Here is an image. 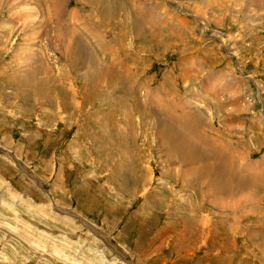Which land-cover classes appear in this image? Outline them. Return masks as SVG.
I'll return each mask as SVG.
<instances>
[{"label":"rangeland","instance_id":"1","mask_svg":"<svg viewBox=\"0 0 264 264\" xmlns=\"http://www.w3.org/2000/svg\"><path fill=\"white\" fill-rule=\"evenodd\" d=\"M48 1L0 0V264H264V0ZM216 57L258 103L168 100Z\"/></svg>","mask_w":264,"mask_h":264},{"label":"crops","instance_id":"2","mask_svg":"<svg viewBox=\"0 0 264 264\" xmlns=\"http://www.w3.org/2000/svg\"><path fill=\"white\" fill-rule=\"evenodd\" d=\"M212 37H213V35H211V38ZM215 46H218V45L215 44ZM221 46L223 47V44ZM214 48L217 49V47H214ZM223 51H226V50L223 48ZM203 53H205V54H207L209 56V53L208 52H203ZM229 58H231V57H229ZM213 60H215V57H213ZM202 61L204 62V65L202 66V69H199L197 71V73H196V76H195L196 77V83L194 84V87L192 89L191 95L189 94V89L183 87V85L181 83V79H179V77H178L179 88H178V91L176 93L178 96L175 97L174 100L183 101V103H192L190 101V98L191 97H194L196 99H200L201 98V95H202V91L201 90H203L202 88H203V84L205 82V79L202 78V72H204L206 70L216 69L215 72L218 71V70H220V71H218L217 74H214V76L212 74L211 75H212V79H213L219 73H221L220 76L217 77V83L215 84L214 90H215L217 96L220 97V102L222 104H225L226 105V103H228V101H229V98H231L234 101L235 100H239V101L242 102L241 104H245L246 105V104H248V100H249V98L247 97V95L249 97L251 96V99H253L255 102L258 103L259 94H258L256 88L254 87L255 88V90H254V89H252L251 86H248V83L249 84H252V83H250L246 79V76H248V75H246L245 73H243V71L239 67H237V65H236V69H234V72H230L229 69L231 67L229 66V64H227L228 61L225 64H220V62H219L220 61V58L219 57H216V61L219 62L218 63V66H215L216 62L215 63L212 62L211 66H210V64H208V63L206 64L205 63L204 59ZM235 71L238 72L239 73V76L241 75L242 76L241 78H243L248 83L239 80L237 78V76L235 75L236 74ZM254 77L256 78V76H254ZM259 83H260V81H259ZM235 89H237V90H235ZM253 92L255 93V96L254 97L252 95ZM172 93H173V87H172V90H171V92L169 94V97H171V98H172V96L173 97L175 96V94H172ZM204 100H205V98L202 99V101H204ZM238 105H240V104H238ZM238 105H233L232 107H236ZM208 110H209V112L211 114V118H212V121L211 122L212 123L213 122L216 123L215 116H214L215 111L217 110L216 109V105L213 104V103H210ZM254 112H255L254 115L256 117L257 111L255 110ZM250 115H253V114L251 113ZM255 121H257V120L255 119Z\"/></svg>","mask_w":264,"mask_h":264},{"label":"bare ground","instance_id":"3","mask_svg":"<svg viewBox=\"0 0 264 264\" xmlns=\"http://www.w3.org/2000/svg\"><path fill=\"white\" fill-rule=\"evenodd\" d=\"M17 77H18V76H17ZM35 78H36V75L33 74V73L26 74L24 77L21 76V80H20V82L17 83V84H18L17 87L20 88V87L23 86V85H19L20 83L22 84L21 81H23L24 84H29L30 82H34V81H36ZM45 83H46V82H43L42 84H45ZM32 84H33V83H32ZM32 84H30V85H32ZM24 86H25V85H24ZM38 86H39V85H38ZM39 88H40V87H39ZM39 88L36 89V92H38ZM169 136H170V135H169ZM172 138H174V137H172ZM186 146H187V143H184V142L179 143V142H178V147H177V148H179V149L181 150L182 158L184 157V155H183V150L186 149ZM175 150H176V149H175ZM177 151H178V150H177ZM176 153H178V152H176ZM178 155H179V154H178ZM186 156H187V155H186ZM184 159H186V158L184 157ZM191 159H192V158H191ZM186 161L190 162L189 164H191V165L194 164V162H192V160H189V159H188V156H187ZM186 161H185V162H186ZM200 162H201V161H200ZM199 169H200V168H199ZM197 170H198V169H197ZM197 170H196L195 172H197ZM214 172H216V168L213 167L212 165H211V166H209V165L202 166L201 169L199 170V173H203V174H205V175L208 174V176H212ZM197 173H198V172H197ZM217 173H218V172H217ZM203 177H205V176H203Z\"/></svg>","mask_w":264,"mask_h":264}]
</instances>
